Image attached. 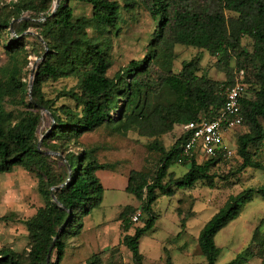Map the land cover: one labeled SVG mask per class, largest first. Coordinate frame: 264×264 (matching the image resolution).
Returning a JSON list of instances; mask_svg holds the SVG:
<instances>
[{"label":"trees","instance_id":"16d2710c","mask_svg":"<svg viewBox=\"0 0 264 264\" xmlns=\"http://www.w3.org/2000/svg\"><path fill=\"white\" fill-rule=\"evenodd\" d=\"M72 1L90 7V16L75 17ZM54 3L13 0L0 6V39H8L3 51L6 61L0 65V174L16 167L32 174L44 201L23 221L26 249L16 253L1 248L0 264H46L52 245L49 264H62L69 241L82 234L83 220L102 203L104 188L96 173L119 166V162H101L98 148H85L79 140L118 123L122 133L151 140L146 150L156 155L152 168L129 171L124 191L139 202V207L125 206L118 215L123 234L120 244L131 253V264H142L140 240L154 228L157 216L153 207L160 197L172 199L199 182L212 189L216 179L237 180L245 169L264 171V165L255 159L264 141V0H129L124 4L126 10L141 6L158 23L145 57L130 61L113 77L107 74L112 66L109 51L111 38L118 37L121 30L120 4L112 0H60L49 17ZM45 17L49 18L41 20ZM30 30L35 34L21 36ZM244 38L250 40L251 51L242 47ZM44 45L48 51L36 63L29 94L28 58H41ZM176 46L198 51L181 63L178 72H174ZM204 52L216 59L215 67L225 75V82L208 78L201 65ZM240 71L246 90L240 101L242 122L232 132L234 157L227 161L220 155L186 158L182 155L184 134L166 149L161 137L176 127L219 117L225 101L223 86L232 85ZM68 78L74 79L75 85L48 99L43 84ZM58 99L72 105L58 106ZM40 108L46 112L42 114ZM46 119V133L39 134ZM76 147L79 151L73 150ZM233 162L238 166L226 174L218 173L221 165ZM174 165L188 169L176 177L169 171ZM254 196L264 199V181L229 196L203 225L197 245L205 264H216L220 249L214 243L215 236L239 217ZM138 210L144 217L140 226L131 221ZM174 212L183 232L195 213L189 210L182 214L179 208ZM260 236L256 228L249 246L257 243L264 250ZM247 251L245 248L228 264H245ZM163 252L165 264H173L168 251ZM258 256L264 262L260 250ZM85 264H102L100 253L90 256Z\"/></svg>","mask_w":264,"mask_h":264},{"label":"rangeland","instance_id":"374dc122","mask_svg":"<svg viewBox=\"0 0 264 264\" xmlns=\"http://www.w3.org/2000/svg\"><path fill=\"white\" fill-rule=\"evenodd\" d=\"M10 1L13 0H0V6L8 4ZM112 1H117L122 7L121 30L118 37L111 38L109 54L112 66L107 73L108 77H113L120 68L126 66L130 61L142 60L145 57L146 46L158 23L157 21L154 22L141 6H137L131 11L126 10L124 4L129 0ZM70 6L74 10L75 17H89L91 14L90 7L76 1H72ZM28 32L35 34L32 30ZM89 34L92 35V31H89ZM7 41L8 39L5 37L0 39V65L6 61L3 51ZM242 47L251 51L250 40L244 38ZM175 52L177 60L174 63V72H178L182 62L188 61L198 54V51L182 46H176ZM28 60L30 61L28 68L31 70L37 59L29 57ZM215 63L214 57L206 52L202 53L201 65L206 70L208 78L220 83L225 82V75L215 67ZM30 74H26L27 79H30ZM74 85L75 80L72 78L60 79L56 82H45L42 90L48 99H54L57 92ZM61 104L72 105L64 99H58L56 105ZM44 113L42 112V114ZM262 124L264 128V123ZM48 125L47 119L42 122L39 134L46 133ZM181 135L182 130L176 127L172 132L161 137L163 146L169 149ZM226 141L227 145L235 150L234 134H228ZM79 142L85 148H98V152H101L99 154L101 162H119L117 172L121 176H125L131 170L137 171L143 167L152 168L156 158L155 154L146 150V146L151 140L140 138L132 132L122 133L119 129V123L86 134L80 138ZM73 150L79 151V147ZM255 159L264 165V141L256 151ZM237 166L235 162L221 165L218 173L226 174L229 169ZM187 169L188 167L174 165L169 171L173 172L176 177H181ZM109 174L114 176L113 172L108 171L96 173L104 188L102 203L83 220L82 234L76 239L78 243L83 244V248L85 247L83 252L87 257L96 252L93 242H95V235L98 232L104 234L103 242H107L111 246L117 243L120 231L114 220L116 211H118L119 206L137 203L131 195L116 188L115 184L118 183L108 178ZM237 178V180L230 178L227 181L216 179L212 189L199 182L192 189L178 192L172 199L160 197L153 207L157 216L154 228L140 240L139 252L143 258L142 264H165V254L162 248L168 251L173 264H180L186 260L195 262L199 259L204 260V257L199 255L197 241L194 239L200 229L224 206L229 196L237 195L246 188L261 185L264 181V171L245 169ZM43 204L44 201L37 191V180L32 174L19 167L14 168L10 173L0 174V249L8 248L16 253H21L26 249L28 239L23 221L34 215L36 209ZM175 208H179L182 214L189 210L195 213V217L187 221L188 231L179 237V241L174 235L179 228L178 217L174 212ZM143 218L142 216L138 220L136 226L141 225ZM256 228L259 229L260 237L264 241V199L258 196H254L245 204L239 217L215 236L214 243L220 249L216 264L229 263L237 255L243 253L245 248H248L244 255L245 264H264L258 256L260 250L262 258H264V250L259 249L257 243L249 246ZM122 235L121 232V237ZM182 239L187 242L188 247L186 249L194 250L195 257L182 258V255L174 250V247H177L176 244H179ZM156 246L159 247L156 248ZM110 252V255L104 258V261L102 260V264L132 263L131 253L126 247L122 246V251H120L116 246ZM160 255L163 256L162 260L157 258Z\"/></svg>","mask_w":264,"mask_h":264},{"label":"built area","instance_id":"2783aa9c","mask_svg":"<svg viewBox=\"0 0 264 264\" xmlns=\"http://www.w3.org/2000/svg\"><path fill=\"white\" fill-rule=\"evenodd\" d=\"M223 87L225 101L219 117L214 120L200 119L180 128L182 134L186 135L182 147L184 157L197 154L204 159H211L220 155L225 161L234 157L235 152L227 145L226 137L242 122L240 101L246 90L243 71L238 72L232 85ZM141 217V212L137 211L131 221L137 223Z\"/></svg>","mask_w":264,"mask_h":264},{"label":"crops","instance_id":"0c3cea01","mask_svg":"<svg viewBox=\"0 0 264 264\" xmlns=\"http://www.w3.org/2000/svg\"><path fill=\"white\" fill-rule=\"evenodd\" d=\"M108 172H113L114 173V176L109 174L108 175V178H110L112 181L118 183V184H115L116 185V188H119L121 190H125V187H126V184H127V176H128V173L125 175V176H121L120 174H118L117 172V167L113 170H109ZM116 175V177H115ZM118 175V176H117ZM118 186V187H117ZM125 192V191H124ZM126 193V192H125ZM137 203H139L137 201ZM130 204V205H124V206H119V209L118 211H116V214H115V217H114V220L115 222L117 223L118 225V228H119V240L117 241V243L115 245H109L107 242H103L102 239L104 238V234L101 232H98L96 236V239H95V242L94 245H95V250L96 252L93 253V254H97V253H100V258L101 260L104 261V258H106L107 256L110 255V251L113 247H116L118 246V249L120 251H122V245L120 244V241H121V230H120V222L118 221V215L119 213L121 212V209L125 206H132L134 208H138L139 207V204ZM195 217V215H194ZM178 220V219H177ZM178 225H179V220H178ZM179 227V226H178ZM201 230V229H200ZM187 232L188 231V226H187V222H186V227H185V230L182 232L180 230V227L177 228L176 230V233L174 234L176 236V238L178 239V241L180 240L179 237L184 233V232ZM27 233V231H26ZM132 233V230L129 231V234ZM180 233V234H179ZM101 234V235H100ZM179 234V235H178ZM199 234V232H198ZM198 234L197 236L194 238L196 239L197 241V237H198ZM102 237V238H101ZM180 244V245H179ZM179 244H176L177 247H174V250L179 252L181 255H182V258L186 257L187 259L190 258V257H195V254H194V250H191L189 251L190 249H186L188 247L187 245V242H185V239H182L181 242ZM159 247V246H156V248ZM164 249V248H162ZM83 250H85V247L83 248V244L81 243H78L76 241V239L74 240H70L69 241V247L67 248V251H66V254H65V258H64V261L62 262V264H85L86 263V260L89 258L86 256V254L83 252ZM139 251H140V248H139ZM92 254V255H93ZM91 255V256H92ZM201 255V253L199 254ZM198 255V256H199ZM197 256V257H198ZM162 255L158 256L157 258L159 260H162ZM172 261V260H171ZM173 263V262H172ZM180 264H205V261L202 260V259H199L198 261H193V260H186L185 262H180ZM228 264V263H227Z\"/></svg>","mask_w":264,"mask_h":264},{"label":"water","instance_id":"95a60500","mask_svg":"<svg viewBox=\"0 0 264 264\" xmlns=\"http://www.w3.org/2000/svg\"><path fill=\"white\" fill-rule=\"evenodd\" d=\"M59 3H60V0H55L53 10H52L51 14L49 15V17L53 16V14L56 12L57 8L59 7ZM49 17L42 18L41 20L44 21V20L48 19ZM26 34H32V33H31V32H26V33H23L21 36H24V35H26ZM12 35H13V36L15 35L13 31H12ZM44 48H45V53L42 55L41 58H39V59L36 60V62L34 63V65L32 66V69H31V74H30V79H29V94H30V89H31V87H32L33 71H34V69H35V67H36V63L42 61V60L44 59V57H45V54H46L47 51H48L46 45H44ZM40 110H41L42 112H46L43 108H40ZM41 140H42V139H41ZM41 140H40L39 143H38V146H37L38 149H40V143H41ZM44 154H45V155H56L55 153H52V152H44ZM70 173H71V172H70V170H69V176H70ZM68 181H69V178L67 179V182H68ZM63 185H65V184H63ZM63 185H61V186H59V187H57V188H52L51 191H53V190H55V189H58V188H61ZM53 201L56 202V199H55L54 197H53ZM56 238H57V237H55L53 241H55ZM52 248H53V245H52V246L49 248V250H48L47 257H46V264H49V262H50V256H51Z\"/></svg>","mask_w":264,"mask_h":264}]
</instances>
